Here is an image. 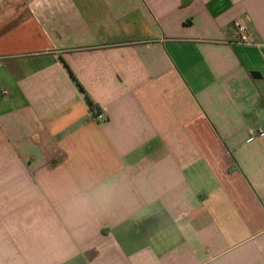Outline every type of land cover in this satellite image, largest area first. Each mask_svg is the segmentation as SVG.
Listing matches in <instances>:
<instances>
[{
    "label": "crops",
    "instance_id": "0c3cea01",
    "mask_svg": "<svg viewBox=\"0 0 264 264\" xmlns=\"http://www.w3.org/2000/svg\"><path fill=\"white\" fill-rule=\"evenodd\" d=\"M0 260L264 264V0H0Z\"/></svg>",
    "mask_w": 264,
    "mask_h": 264
},
{
    "label": "built area",
    "instance_id": "2783aa9c",
    "mask_svg": "<svg viewBox=\"0 0 264 264\" xmlns=\"http://www.w3.org/2000/svg\"><path fill=\"white\" fill-rule=\"evenodd\" d=\"M234 27H235L236 33L239 37V40H241L243 42H247V37H246L247 27H246V25H244L241 22H237ZM3 94H7V91H3ZM96 118L98 121L102 122V121L106 120V115L104 113H99L96 115Z\"/></svg>",
    "mask_w": 264,
    "mask_h": 264
},
{
    "label": "water",
    "instance_id": "95a60500",
    "mask_svg": "<svg viewBox=\"0 0 264 264\" xmlns=\"http://www.w3.org/2000/svg\"><path fill=\"white\" fill-rule=\"evenodd\" d=\"M252 76H253V78H255V79L261 77V75H260L258 72H253V73H252Z\"/></svg>",
    "mask_w": 264,
    "mask_h": 264
},
{
    "label": "clouds",
    "instance_id": "9594fccd",
    "mask_svg": "<svg viewBox=\"0 0 264 264\" xmlns=\"http://www.w3.org/2000/svg\"><path fill=\"white\" fill-rule=\"evenodd\" d=\"M0 264H3V261L2 260H0Z\"/></svg>",
    "mask_w": 264,
    "mask_h": 264
}]
</instances>
